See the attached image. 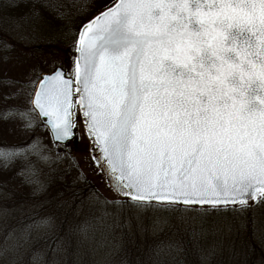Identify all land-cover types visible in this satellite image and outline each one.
<instances>
[{
    "label": "snow or ice",
    "instance_id": "6c2138e0",
    "mask_svg": "<svg viewBox=\"0 0 264 264\" xmlns=\"http://www.w3.org/2000/svg\"><path fill=\"white\" fill-rule=\"evenodd\" d=\"M181 2L120 0L81 30L72 66L54 67L36 80L31 74L4 79L14 89L0 98L7 102L26 93L27 106L0 109V122L15 117L31 127V113L38 110L56 141H71L78 93L94 138L90 150L98 163L96 148L103 153L109 183L118 195L131 197L134 207L207 212L177 206L220 210L219 205L231 203L243 210L249 200L264 198V99L257 97L258 110H248L251 85L258 82L264 89V71L252 67L264 70V0H248L249 14L239 18L258 37L255 51L249 44L236 53L252 68L247 76L221 74L206 66V53L198 50L199 33L192 25L214 27L222 2L200 0L203 8L190 5L186 12L175 7ZM45 10L58 8L49 0H0V28L22 39H40L50 24ZM53 31L64 33L63 28ZM0 148L7 171L22 149ZM25 167L33 165H22L20 174ZM99 167L105 169L103 163Z\"/></svg>",
    "mask_w": 264,
    "mask_h": 264
},
{
    "label": "trees",
    "instance_id": "16d2710c",
    "mask_svg": "<svg viewBox=\"0 0 264 264\" xmlns=\"http://www.w3.org/2000/svg\"><path fill=\"white\" fill-rule=\"evenodd\" d=\"M116 1L49 0L58 10L44 11L50 24L45 27L42 38L22 39L20 33L0 28V43L4 47L5 44L9 46L6 49L7 55H12L19 64H27L26 67L46 64L45 57H37L45 51L47 56L54 55L57 63L62 61V64L67 65V47L70 46V58L74 56L72 48L76 44L78 29ZM58 28H63L64 33L53 31ZM58 50H64L62 60L59 55L56 56ZM56 61L53 60L54 63ZM69 61L72 66V60ZM31 115L36 120L35 115ZM36 125L39 131L45 133L46 138L49 137L38 122ZM52 147L55 148L54 145ZM67 160V157L50 159L45 169L48 179L40 184L45 186L40 190L41 194H31L22 199L28 207L23 210L27 213L23 215L25 217L22 221L36 214L52 217L61 235H67V246L71 242L70 248L73 246L74 251L80 249L81 245L80 242H72V239L81 233L84 225L89 224L79 217V212L88 213L92 210L95 213L101 209L103 213L110 214V219L106 221H110L120 237L119 249L107 264H264V203L261 202L264 198H257L243 210H240L241 205L218 207L220 210L216 207H202L207 212L140 209L133 206L136 202L128 200L105 203L106 200H100L95 194L91 182L80 172L77 173L75 165ZM79 204L82 205L77 209ZM93 204H98L100 208L96 209ZM125 207L132 209L127 210ZM177 207L187 208L180 205ZM233 208L238 210L233 211ZM96 214L95 219H98L100 214ZM146 224L160 226L151 231L152 228ZM93 226L95 223L86 228L92 229ZM102 230L109 232L108 228ZM56 235L59 236V233L56 232ZM74 255H71L70 264H76Z\"/></svg>",
    "mask_w": 264,
    "mask_h": 264
},
{
    "label": "rangeland",
    "instance_id": "374dc122",
    "mask_svg": "<svg viewBox=\"0 0 264 264\" xmlns=\"http://www.w3.org/2000/svg\"><path fill=\"white\" fill-rule=\"evenodd\" d=\"M69 50L70 46L67 47V65L64 62L62 64V61L57 63L56 57L54 55L47 56L45 51L37 57L39 59L45 57L46 64L39 63L38 66L26 67L27 64H19V61L12 58V55H7L6 48L0 43V97L14 89L13 85L3 83L6 78L27 79L25 74H31L33 80H36L41 73H48L54 67L71 66L68 56ZM57 55L62 60L64 50H58ZM54 59L55 63L53 62ZM33 89H29V91H33ZM9 106L26 107V93L20 98L9 99L7 102L0 98V109ZM74 109L77 125L74 128L76 146H73L71 142L66 144V147L54 145L55 148H53L49 137L46 138L45 133L37 129L36 123L38 121L36 122L37 119L35 120L33 115H31V127H28L25 121L15 117H9L7 122H0V146L7 145L22 149L17 152L14 162L5 171L3 149L0 148V264H70L72 263L70 258L73 254H76V256L74 255L76 264H107L119 249V232L114 229V226H111L110 221H106L110 219V214L103 213L101 209L95 212L97 213L96 216L98 213L100 214L98 219H95V213L92 210H89L88 213L79 212V217L89 224L84 225L81 228V233L72 239V242L77 241L81 245L80 249L75 251L73 246L70 248L71 242H68L69 246H67V238L65 237L67 235H61L62 233L56 228V223L52 217L47 215L41 217L36 214L27 218L25 222L22 221L25 217L23 215L27 213L23 210L28 208L25 205L27 203L22 199L30 197L31 194H41L40 190L45 186H40V184L48 179V173L45 169L53 157L59 159L67 157L68 163L74 164L77 168V173L80 172L84 178L91 182L95 194L100 200H121L108 187L96 169L90 156L88 141L79 120L76 106ZM24 156L28 157L27 161L24 160ZM28 164L33 165V167L31 169L25 167L23 174H20L21 166ZM81 205L79 204L77 209ZM93 206L96 209L100 208L98 204H93ZM125 208L127 210L132 209ZM100 217L104 220L102 221ZM92 223H95L92 229L86 228ZM152 225H147L152 228L151 231L160 226L155 224L154 228ZM102 228L105 230L108 228L109 232L105 233ZM56 232L59 233V236L56 235Z\"/></svg>",
    "mask_w": 264,
    "mask_h": 264
},
{
    "label": "water",
    "instance_id": "95a60500",
    "mask_svg": "<svg viewBox=\"0 0 264 264\" xmlns=\"http://www.w3.org/2000/svg\"><path fill=\"white\" fill-rule=\"evenodd\" d=\"M162 2H180V0H162ZM190 2L192 3L191 8L196 9L197 8L196 2H200V0H190ZM212 2L213 0H203V3L205 4L212 3ZM215 2L217 4L221 2H231L233 5H235L241 2L245 4L246 2H248V0H215ZM119 3H120V0H117L116 3L112 7L110 8L108 7V9L104 10L102 13L98 14L93 19H91L89 22L84 24L78 31L76 45L78 46L79 35L85 25L95 21L97 17L101 16L103 13L107 12L109 9L115 8ZM245 6L249 12V6L247 4H245ZM224 10L226 11L224 12L223 22L217 23L214 21L215 26L211 27L210 30H201L199 25L193 23L192 30L197 31L199 33L197 37V43L199 45L198 50L202 49L206 53V56H205L206 66H208L209 64L210 67H215V69L221 72V74L227 71L229 75L235 73L237 76H240V75L247 76L249 71L252 70V68H250L249 64L243 58L238 56L236 53L238 50H244L246 47H248L249 44L251 45V50L255 51L257 43H258L257 34L252 33L250 31L249 26L241 22L239 18L242 16L237 15L233 9L226 8ZM205 11H207L206 7H205ZM77 55L78 53L74 52V56H77ZM57 67H60V66H57ZM252 67L255 68V71L257 73L264 71L259 68V64H257V66H252ZM179 71L180 70H177V72ZM50 72L41 73L40 75H47ZM71 79L73 80V87H75V75L74 74L71 77ZM35 90L36 89H33V91ZM248 95L252 101L249 104V108H248L249 111L258 110L260 107H262V105L259 104L257 97H259L260 99H264V89H262L259 86L258 82L253 83L251 85ZM78 100H79V94L77 93L73 96V105L76 106L77 108L78 116H79V119H80V122L83 128L85 137L88 141L87 144L89 147L90 156L92 158L94 165L96 166V169L98 170L99 174L103 177L108 187L113 191V193L118 198L132 201L131 197L118 195V190L114 188L112 184L109 183V177L111 173H110V170H107V163L104 160L103 153L99 150V148H96L95 150V155L99 156L100 158L99 163L94 158L93 152L90 150V147L92 145V141L94 138L88 135L86 124H85V118L82 115L81 106ZM33 112L35 113L40 126L45 128L47 133L49 134L52 144L60 146V145H66L72 142L73 146L77 145V140L75 139V136L73 137L71 141H63V142L56 141L55 134L52 131L51 125L42 123V121H45L47 118L38 115V110L33 111ZM72 112H74L73 109H72ZM73 116H74V113H73ZM73 132H74V129H73ZM100 163H103L105 165V169H101L99 167ZM254 200H249L248 204L252 203ZM152 203L158 204V202L156 201H153ZM236 205H239V204L230 203L227 206L233 207ZM181 206H184V205H181ZM219 206H224V205H219ZM190 207H201L202 208V207H212V206L195 205V206H190Z\"/></svg>",
    "mask_w": 264,
    "mask_h": 264
},
{
    "label": "clouds",
    "instance_id": "9594fccd",
    "mask_svg": "<svg viewBox=\"0 0 264 264\" xmlns=\"http://www.w3.org/2000/svg\"><path fill=\"white\" fill-rule=\"evenodd\" d=\"M192 3L190 2V0H182L181 3L175 5V7L177 8L178 11H187L189 9V6ZM197 4V8H203L205 5L204 4H200L199 2H196ZM219 11L214 13V17H215V22L217 23H222L223 19H224V12L223 10L226 8L229 9H233L235 11V13L239 16H244V15H248V9L246 8L245 4L243 2L241 3H237L235 5H233L231 2H222L219 6Z\"/></svg>",
    "mask_w": 264,
    "mask_h": 264
}]
</instances>
